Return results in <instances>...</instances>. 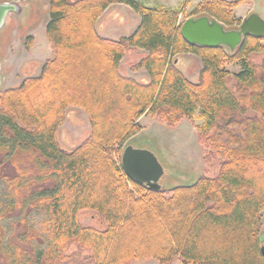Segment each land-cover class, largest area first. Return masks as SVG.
I'll list each match as a JSON object with an SVG mask.
<instances>
[{
    "label": "trees",
    "instance_id": "16d2710c",
    "mask_svg": "<svg viewBox=\"0 0 264 264\" xmlns=\"http://www.w3.org/2000/svg\"><path fill=\"white\" fill-rule=\"evenodd\" d=\"M245 1L201 0L187 17L208 15L236 26L240 18L233 9ZM115 2L140 18L128 35L110 39L95 22ZM47 10L44 33L52 57L38 74L0 89V252L6 264H64L70 245L87 252L82 264L148 258L161 264L175 258L182 264H264V36H245L232 51L189 44L179 32L181 6L139 0H48ZM133 48L145 50L131 66L144 69L146 82L119 72ZM182 52L201 62L196 82L177 68L175 55ZM226 64L239 70L230 72ZM70 106L86 113L90 132L66 150L56 131ZM144 113L170 127L184 118L199 121L204 160L219 159L215 174L168 190L127 179L117 149L140 130ZM32 209L45 217L26 241L46 247L34 251L9 241L3 250L1 221ZM84 210L95 212L104 227L81 224Z\"/></svg>",
    "mask_w": 264,
    "mask_h": 264
},
{
    "label": "rangeland",
    "instance_id": "374dc122",
    "mask_svg": "<svg viewBox=\"0 0 264 264\" xmlns=\"http://www.w3.org/2000/svg\"><path fill=\"white\" fill-rule=\"evenodd\" d=\"M14 2L19 6L17 12H10L0 29V89L7 86L14 87L26 76L38 74L37 66L52 57L53 48L44 33V26L48 19V0H3ZM1 1V2H3ZM144 4H156L162 1L173 8L180 7L178 24L187 18L197 0H139ZM200 1V0H199ZM196 2V3H195ZM195 3V4H194ZM107 10H105L107 7ZM96 19L95 27L98 33L106 38L117 39L128 35L139 22L137 14L129 5L115 2L108 5ZM236 17L242 19L250 13L257 14L264 20V0H247L233 9ZM236 26L226 27L235 28ZM145 50L133 48L124 54L119 63V72L122 75L146 82L147 74L143 68L132 69V66ZM177 68L192 82L197 81L201 67L199 58L192 53L182 52L177 55ZM255 63L260 62L259 56L252 58ZM230 72H237L239 67L235 64H226ZM33 74V75H32ZM35 74V75H36ZM8 88V87H7ZM66 116L56 131L59 146L70 150L80 144L90 132V125L86 113L79 107L70 106L65 110ZM140 130L125 139L118 147L116 160H120L123 148L130 145L138 149L151 151L164 169L160 178V186L168 190L174 186L193 183L199 176L207 173L215 174L219 159L205 161V150L197 140L195 123L183 119L176 126H166L154 117L145 113L138 118ZM1 175V173H0ZM47 185H50L47 184ZM4 192V183L0 179V200ZM23 216V220L21 217ZM45 217L41 211L32 209L5 217L1 223L5 231L3 250L12 241L28 250H42L46 244L39 243L36 239L26 241V235L32 230L39 229V222ZM79 221L86 226L102 229L103 223L93 211L84 210L79 213ZM259 247L264 245V212L261 213V226L259 229ZM71 257L68 263L82 264L88 260L87 252L82 248L70 245ZM75 253V254H73ZM0 264H6L0 252ZM131 264H161L153 258L135 260ZM168 264H182L178 259H173Z\"/></svg>",
    "mask_w": 264,
    "mask_h": 264
},
{
    "label": "water",
    "instance_id": "95a60500",
    "mask_svg": "<svg viewBox=\"0 0 264 264\" xmlns=\"http://www.w3.org/2000/svg\"><path fill=\"white\" fill-rule=\"evenodd\" d=\"M18 9L19 6L14 2H0V29L6 16ZM179 32L182 39L189 44L209 48L224 46L232 51L245 36H264V20L257 14L250 13L235 28H226L208 15L190 16L180 23ZM120 167L127 179L135 184L145 185L149 190L161 188L159 181L164 169L151 151L126 145L120 156ZM259 251L264 256V245L259 247Z\"/></svg>",
    "mask_w": 264,
    "mask_h": 264
},
{
    "label": "crops",
    "instance_id": "0c3cea01",
    "mask_svg": "<svg viewBox=\"0 0 264 264\" xmlns=\"http://www.w3.org/2000/svg\"><path fill=\"white\" fill-rule=\"evenodd\" d=\"M201 1V0H200ZM199 0H197V2H200ZM196 3V2H195ZM194 3V4H195ZM149 5H164V6H168V7H171V8H173V6H170V5H168V4H166L165 5V3L164 2H162V1H159V2H156V4H149ZM108 8H110L109 6L105 9V10H107ZM42 64V63H41ZM41 66V65H40ZM40 66H37L36 68H37V70L36 71H38V73H39V70H40ZM35 74H36V72H34ZM34 74V75H35ZM33 75V74H32ZM7 87H10V86H7ZM7 87H5V88H7Z\"/></svg>",
    "mask_w": 264,
    "mask_h": 264
}]
</instances>
